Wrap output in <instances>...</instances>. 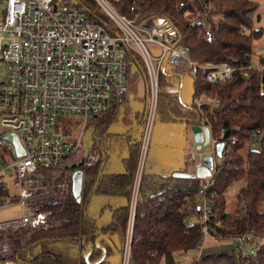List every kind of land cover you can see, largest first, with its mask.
Returning a JSON list of instances; mask_svg holds the SVG:
<instances>
[{"label": "trees", "instance_id": "trees-1", "mask_svg": "<svg viewBox=\"0 0 264 264\" xmlns=\"http://www.w3.org/2000/svg\"><path fill=\"white\" fill-rule=\"evenodd\" d=\"M75 1L89 19L106 30L113 29L93 0ZM112 3L119 13L129 17L135 16L130 6L136 7L141 12L139 20L149 16L167 18L176 29V44L187 47L188 55L196 63H225L238 68L229 78L216 82H208L204 72L198 70L192 77V99L187 103L180 93L182 71L166 64L159 71L153 121L182 120L187 125L199 124L202 116L193 99L200 94L216 97L217 102L211 110L208 106L202 107L211 135L223 142L220 163L215 165L216 169L208 179L212 183L205 190L213 205L212 219L219 218L222 222L221 228H212L221 238L252 230L257 244L255 253L249 257L223 249L203 252L199 262L191 258L179 263L174 253L193 250L200 238L201 223L196 219L194 209L204 179L158 175L144 162L133 210L127 264H264V54L253 57V42L262 34L261 28L254 25L253 13L257 4L251 0H112ZM126 55L134 61L130 72H138L145 82L140 59L130 50ZM107 119L104 116L92 122V151L100 140H105L101 133ZM142 124L139 138L128 146L121 173L103 172L100 165L104 160L103 150L93 161L83 159L76 166L81 173L76 191L59 193L54 183L55 188L47 195L34 196L31 202L46 214L47 226L0 230V262L69 264L59 253L49 250L29 255L35 245L58 240L78 242L83 248L90 243L89 249L78 255L76 264H101L115 245L110 238L113 246L102 244L101 238L102 245H96L94 240L99 231L117 236L120 252L117 264H121ZM256 130L258 134H255ZM254 142L258 143V148L251 146ZM235 182L240 185L235 192L234 205L231 210H226L225 192ZM89 192L122 196L125 203L111 211L107 224L97 227L93 217L86 212ZM6 197L11 196L0 178V199ZM191 217L195 219L191 220Z\"/></svg>", "mask_w": 264, "mask_h": 264}, {"label": "built area", "instance_id": "built-area-1", "mask_svg": "<svg viewBox=\"0 0 264 264\" xmlns=\"http://www.w3.org/2000/svg\"><path fill=\"white\" fill-rule=\"evenodd\" d=\"M93 1L112 23V30L89 19L75 0H0V63L3 68L0 126L15 133L23 150L16 156L14 146L9 143L10 160L5 165L0 163V178L3 180L5 174L13 175L17 205L26 210L19 218L1 222L0 230L47 226L46 214L31 202L36 191L43 187L41 172L78 151L88 121L112 115L120 108L127 93L126 80L134 66L133 58L126 55L130 50L140 59L145 72L146 107L121 258V264H127L137 187L155 115L158 76L163 62L174 65L177 71L186 70L192 77L202 70L208 82L223 81L238 68L225 63H196L188 55L187 47L176 44V29L163 16L139 20L141 12L134 6L129 9L135 16L129 17L119 13L112 0ZM146 43L155 44L158 51H151ZM216 102V97L205 94L193 99L202 116V125L208 128L206 147L210 146L211 155L210 176L206 178V185L198 189L194 209L201 223L200 238L194 247L195 262L201 259L206 237L221 238L212 228H221V222L219 218L212 219L213 205L205 193L212 183L208 179L216 169L213 157L217 140L202 115L203 106L211 110ZM63 113L81 117L78 136L72 137L66 126L59 128L58 120ZM189 156L192 158V154ZM253 235L249 230L228 238L235 241L233 250L241 257H249L257 249Z\"/></svg>", "mask_w": 264, "mask_h": 264}, {"label": "rangeland", "instance_id": "rangeland-1", "mask_svg": "<svg viewBox=\"0 0 264 264\" xmlns=\"http://www.w3.org/2000/svg\"><path fill=\"white\" fill-rule=\"evenodd\" d=\"M257 4V8L255 12L253 13V19H254V25L256 28H261L262 34L261 37L253 42V52H254V59L259 54H264V0H251ZM258 15V19H256ZM147 47L153 51H158V48L153 43H146ZM133 67V66H132ZM131 67V69H132ZM174 67V65H172ZM139 73H134V78H139L137 80H126L127 83V93L125 96L126 103L129 105H132L133 107H136L137 109H141V107L144 104V92H145V84L144 79L140 76H137ZM129 76H132V73L129 71ZM3 77V68L2 64L0 63V79ZM192 76L188 75L187 73H183V80L182 85L180 88V93L182 99L189 103L191 102L190 92L192 91ZM121 103L120 108L116 110L112 115H108L107 118H112L114 120L117 119L115 122H112L109 126L110 129H113L115 131H124L125 125L123 124L124 121H122V115H124L123 112H120L121 108H123ZM128 111V110H127ZM120 113V114H119ZM82 124V119L78 115H75L73 113H63L60 115L58 120V126L59 128H62L66 126V129L68 133L72 137H76L79 135V129L77 126ZM203 124L202 120L200 119V123ZM191 125H184L182 123H164L155 121L152 122L149 135H148V141H147V148L145 153V158L143 163L145 162L146 166L148 168L152 169L151 162L149 160V156L151 154L153 156H166V157H176L179 159L181 152H183V168L189 172L194 171V162L199 158V154L201 156H210V146L204 148L203 150L197 151L195 150L193 144V138H192V132L190 129ZM87 128V127H86ZM7 132L6 130H3V128L0 126V136L2 133ZM125 132V131H124ZM87 131L85 130L84 133H82V142L80 143V148L78 151L74 152L70 156V158L74 159L73 162H76L84 153V149H88L92 143L91 138H86ZM264 133V131H263ZM216 135V133H215ZM86 138V139H85ZM253 148H258V143L254 142L251 145ZM9 148V142L7 140L0 138V163H4L3 165L7 164L10 160V153L8 151ZM81 148L83 150H81ZM81 150V151H80ZM80 155V157L78 156ZM188 154H192V158L188 156ZM122 155H125L123 152ZM85 156V155H84ZM85 161H90L87 156H85ZM69 160V159H67ZM213 161L215 164L220 163V157L214 156ZM62 164V163H61ZM59 165L58 167H60ZM67 172V171H66ZM64 171L63 173L59 169L58 171H52L51 175L56 178L60 176V180L57 182L63 183L64 186L66 184V181H64L67 178V183L69 181V176ZM204 180L201 183V186L206 185V178H203ZM8 195L11 197H6L4 199H0V223L19 218L24 212H26L25 209L17 205V188L16 184L14 182V177L12 174H5L3 178ZM54 180V179H53ZM239 183H232L225 192V209L231 210V208L234 205L235 201V192ZM72 191V187H71ZM51 192V188L48 189V191L45 193L47 195ZM43 195V194H42ZM41 196V195H39ZM15 198V200H11V198ZM91 207L95 210V216L98 215L99 211L98 208L91 204ZM92 216H94V212H91ZM103 219H107L106 213L103 216ZM191 220H194L195 217H191ZM222 227V222L220 223ZM235 246V241L231 238H214V237H206L204 240L203 252H218L220 250L226 249V250H233ZM40 250H49L55 253H59L66 261L67 263L71 264L73 259V256L76 252L75 245L68 241H47L46 243H39L32 247L29 251V255H34ZM195 249L190 250L186 253L182 252H176L174 253V258L179 261V263H183L191 258H193V255L195 253ZM0 264H24L23 262H15L13 263L11 260L9 262H0Z\"/></svg>", "mask_w": 264, "mask_h": 264}, {"label": "crops", "instance_id": "crops-1", "mask_svg": "<svg viewBox=\"0 0 264 264\" xmlns=\"http://www.w3.org/2000/svg\"><path fill=\"white\" fill-rule=\"evenodd\" d=\"M134 73L135 72H132V76L128 75L127 77L128 81L139 79V78L137 79L134 78ZM182 73H184V71H182ZM182 80H183V77L181 79V85H182ZM144 100L145 101L141 109H137L136 107H133L130 104L128 105L126 103V100H124V103L122 104L123 108H121L120 112L124 113V115H122L121 117H122V121H124L123 124L125 125V130H124L125 132L124 131L119 132V131L110 129L109 126L111 125V123L115 122L117 119L115 118L114 120H112L113 117L108 118L105 122L106 123L105 128L101 133L102 138L105 140H102V141L100 140L99 145L96 149H94L93 151L91 150V145H92L91 143L88 149H84V153L81 157L78 154L80 158L76 162H73L74 159L68 156L67 158L62 159L56 166L42 171L41 177H42L43 187L36 191L32 199H34V196L37 197L39 195L45 194L49 188H51V191H52V189L56 187L59 193H65V192L67 193L71 191V187H72V191H76L77 186L78 185L80 186V180H81V177H80L81 173L79 172V169H77L76 166L79 164L80 161H82L85 158V156H87L90 162L93 161L96 157H98L101 154V151L103 150L104 152L102 153V155H104V160L100 164L102 166L103 172L106 174L121 173L123 171L122 160L127 155L129 144H131L132 142H134L136 139L139 138V133H140L142 119H143L144 110H145V103H146V88L144 92ZM99 119L101 118L91 119L85 124L83 128L82 133H84V131L86 130L88 132L86 138H91L92 142H93V137L91 135L92 125H93L92 122L94 121L96 122ZM155 121H159V120L155 119ZM159 122L182 123L184 125H187L182 120H171V121H161L160 120ZM95 139L97 138L95 137ZM191 145L193 146V144ZM81 150L83 149L81 148ZM123 152L125 153V155H122ZM149 160L152 165V169H151L152 172L158 175L166 176L167 174H171L174 171L189 172L185 170L182 166L183 152H181L179 159L176 157H172V156L169 158L166 156H153L151 154V156H149ZM59 165L61 166L58 167ZM59 169L61 170L62 173L64 171L65 172L67 171L66 174L69 176L68 183H67V178L64 180L66 181L65 186L62 182L57 184V182L60 180V176L54 178L51 175L52 171H58ZM54 183L56 184L55 187H53ZM124 203H125V199L122 196L107 195V194H94V193L90 194L89 192L86 197V212L91 217H93V219L96 222L97 227H100L108 223V221L110 220L111 211L114 208L123 205ZM91 204L95 205L98 208V211H99L98 215L95 216L96 212L91 207ZM92 211L94 212V216H92L91 214ZM128 211H129V208H128ZM105 213L107 215L106 220L103 219V216ZM127 222H128V219H127ZM126 228H127V225H126ZM100 238L104 241V242H101L102 244L104 243L109 247L113 246L112 242L108 239L110 238L114 242V245H115V247L113 246V249H111L112 251H109L108 255L103 258V263L101 264H117L119 262V257H120L119 242H118L119 240L117 236L115 234H107V233L102 234V232L97 231L96 239L94 240L96 245H100V246L102 245L99 242ZM71 243H73L76 248V252L73 256L74 260L72 261L74 264H76L78 255L86 252L89 249L88 247H90L91 244L89 243L86 247L83 248V247H79L78 242L77 243L71 242Z\"/></svg>", "mask_w": 264, "mask_h": 264}, {"label": "water", "instance_id": "water-1", "mask_svg": "<svg viewBox=\"0 0 264 264\" xmlns=\"http://www.w3.org/2000/svg\"><path fill=\"white\" fill-rule=\"evenodd\" d=\"M165 67V63L162 64V69ZM146 107V103H145ZM193 138V146L195 150L200 151L206 148L208 140H209V133L208 128L206 125L202 124H192L190 126ZM1 139L7 140L11 143L15 148V155L19 156L23 153L22 147L18 142L17 136L13 132H5L1 134ZM215 154L216 156L220 157L223 148V142L217 141L215 143ZM210 169H211V158L210 156H201L199 154V158L194 162V171L184 172V171H174L171 174L176 177H197V178H208L210 176Z\"/></svg>", "mask_w": 264, "mask_h": 264}]
</instances>
